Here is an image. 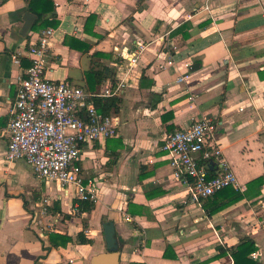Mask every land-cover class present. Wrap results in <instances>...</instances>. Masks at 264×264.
Instances as JSON below:
<instances>
[{
	"label": "crops",
	"instance_id": "obj_1",
	"mask_svg": "<svg viewBox=\"0 0 264 264\" xmlns=\"http://www.w3.org/2000/svg\"><path fill=\"white\" fill-rule=\"evenodd\" d=\"M51 2L56 24L42 28L27 0H0V264H91L106 250L105 222L114 223L122 244L118 264H234L231 250L249 239L258 255L244 264H264V185L260 196L254 189L209 218L161 150L167 134L217 116L216 142L243 191L264 177V0ZM28 14L36 18L22 35ZM46 29L55 33L44 77L93 93L125 77L129 63L116 48L147 45L110 112L121 121L119 135L81 150L83 174L98 185V201L84 216L73 212L83 203L75 186L42 182L25 162L4 159L18 81L31 65L27 51ZM170 56L190 64L187 83L177 82L185 70L166 66ZM93 67L105 70L97 85L87 79ZM43 197L53 205L37 223ZM51 233L74 242L52 248ZM79 233L91 244H79Z\"/></svg>",
	"mask_w": 264,
	"mask_h": 264
},
{
	"label": "built area",
	"instance_id": "obj_2",
	"mask_svg": "<svg viewBox=\"0 0 264 264\" xmlns=\"http://www.w3.org/2000/svg\"><path fill=\"white\" fill-rule=\"evenodd\" d=\"M54 33L53 29L41 31L27 51L31 65L18 81L10 109V142L4 159L8 163L25 162L42 182L55 183L61 188L73 185L77 188L78 201L96 205L98 185L95 179L83 174L79 164L81 150L101 139L117 137L121 121L115 115L101 113L94 100L123 96L127 77L138 67L147 45L141 44L135 51L116 48L129 63L125 77L93 93L68 81H50L44 77ZM159 46H163V41ZM13 61L19 64L18 58L14 57ZM166 66L176 67L178 72L186 71L177 78L178 83H187L191 78L190 64L179 63L170 56ZM219 128L217 116L202 117L186 129L167 134L161 148L168 156L173 176L190 186V201L194 204L201 205L202 200L227 188L243 192L216 142ZM52 205L51 197H43L34 221L38 223L46 217ZM73 212L83 216L87 213L81 212L79 205ZM46 229L52 232L54 228L50 225ZM257 255L252 254L254 258Z\"/></svg>",
	"mask_w": 264,
	"mask_h": 264
},
{
	"label": "trees",
	"instance_id": "obj_3",
	"mask_svg": "<svg viewBox=\"0 0 264 264\" xmlns=\"http://www.w3.org/2000/svg\"><path fill=\"white\" fill-rule=\"evenodd\" d=\"M30 11L38 16V23H41L42 28L49 27V25H55L56 13L52 5L51 0H27ZM51 15L52 22H49L46 16ZM89 21V19H88ZM182 28L176 31V34L181 32ZM87 79H92L94 85L100 84L106 79L105 70H97L95 67L88 72ZM90 85V81H88ZM93 87V85H92ZM96 107L104 115H109L110 112L114 109L117 110L119 105V100L117 98H108V99H96ZM264 185V177H259L249 184H247L246 190L241 192L234 188H227L223 191L217 193L214 197L210 199H205L201 201V206L205 211L207 217L212 218L213 216L231 208L232 206L240 203L245 200V198H250L251 191L257 189V192L254 196L261 195V189ZM95 205L89 203H81L80 211L81 212H91L94 209ZM79 244H91V241L86 239L83 233L78 234ZM50 245L52 248L67 247L69 244L74 242L73 238L68 235H61L57 233H51L49 235ZM220 249V255H224L226 250L223 248ZM257 248L253 241L246 240L238 246L236 250H231V255L234 259V264H244L245 261H249L248 257L256 252ZM165 258H168L169 255L167 251L164 254ZM141 264V263H138Z\"/></svg>",
	"mask_w": 264,
	"mask_h": 264
},
{
	"label": "water",
	"instance_id": "obj_4",
	"mask_svg": "<svg viewBox=\"0 0 264 264\" xmlns=\"http://www.w3.org/2000/svg\"><path fill=\"white\" fill-rule=\"evenodd\" d=\"M29 18H26L23 26L22 35H26L33 27L34 20L36 18L32 14H28ZM104 239L106 243V250L104 253L96 255L92 258L91 264H118L120 258V250L122 244L119 242L116 235V227L113 222H105L103 224Z\"/></svg>",
	"mask_w": 264,
	"mask_h": 264
}]
</instances>
